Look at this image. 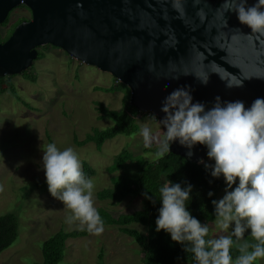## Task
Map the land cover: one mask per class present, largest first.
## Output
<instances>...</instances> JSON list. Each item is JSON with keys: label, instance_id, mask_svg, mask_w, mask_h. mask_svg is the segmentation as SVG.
Returning <instances> with one entry per match:
<instances>
[{"label": "water", "instance_id": "1", "mask_svg": "<svg viewBox=\"0 0 264 264\" xmlns=\"http://www.w3.org/2000/svg\"><path fill=\"white\" fill-rule=\"evenodd\" d=\"M174 3L0 0V26L20 6L32 14L0 43V78L23 75L38 60L39 49L51 46L111 74L130 89L132 107L159 119L165 116V97L181 87L208 108L217 96L246 106L264 97V35L239 23L231 0H180L179 8ZM239 81L243 87H226ZM170 150L194 163L208 158L202 145L190 158L179 142Z\"/></svg>", "mask_w": 264, "mask_h": 264}, {"label": "rangeland", "instance_id": "2", "mask_svg": "<svg viewBox=\"0 0 264 264\" xmlns=\"http://www.w3.org/2000/svg\"><path fill=\"white\" fill-rule=\"evenodd\" d=\"M23 18H30L29 10L23 6L13 10L8 24L0 26L1 36L5 37L14 23ZM39 51L44 58L32 67L36 83L25 80L22 75L13 76L19 98H0V216L14 214L19 220L18 240L1 254L0 264H42V245L46 240L60 230L87 229L79 220L71 226L66 224L70 210L48 191L42 164L43 150L48 143H56L61 150L72 147L82 166L87 163L92 167L94 206L104 207L118 217L141 210L143 200L129 197L119 205L100 202L97 193L111 186L106 168L124 149L134 156L142 155L150 146L152 151L158 150L166 131L159 123L163 119L157 120L152 113H146L139 117L140 132L134 136L107 141L101 152L94 144L78 146L75 137L81 142L93 129L103 130L112 125L111 121L100 119L96 103L119 111L123 108L125 93L97 91L96 88L115 85V78L74 60L60 49L47 46ZM145 127L151 130V143L147 146L141 134ZM145 159L156 161L158 158L149 153ZM213 162L207 158L204 164ZM129 170L134 172V167ZM226 188L218 193L216 200L223 197ZM208 227L209 239L231 235V230H221L216 222ZM135 228L144 232L142 226ZM141 257L140 248L130 237L117 228H105L99 236L89 233L84 238L69 239L60 264H141ZM254 264H264V259Z\"/></svg>", "mask_w": 264, "mask_h": 264}, {"label": "clouds", "instance_id": "3", "mask_svg": "<svg viewBox=\"0 0 264 264\" xmlns=\"http://www.w3.org/2000/svg\"><path fill=\"white\" fill-rule=\"evenodd\" d=\"M231 4L241 25L250 33L264 35V0L252 5L248 0H231ZM174 7H180V0H175ZM201 82L206 85L208 80ZM226 87H243V82H227ZM161 112L165 116L159 123L166 131L156 157L169 152L174 142L188 149L189 158L196 145L206 147L214 163L205 168L210 169L213 178L223 177L227 185L223 197L212 200L216 224L225 232L231 230V235L207 238L208 225L195 217L187 205L193 186L170 180L159 189L161 206L156 231H164L175 243L188 242L184 251L192 253L196 264H254L264 259V97L246 106L242 100L224 101L217 96L208 108L194 102L191 89L181 87L165 97ZM141 134L149 145L150 128H143ZM42 164L49 193L70 210L65 223L71 226L79 220L87 225L89 233L101 235L105 226L94 206L95 185L84 174L76 151L72 147L61 150L56 143H48ZM213 195L208 193L209 197ZM249 232L256 243H239L241 255L233 260V237L241 240Z\"/></svg>", "mask_w": 264, "mask_h": 264}, {"label": "trees", "instance_id": "4", "mask_svg": "<svg viewBox=\"0 0 264 264\" xmlns=\"http://www.w3.org/2000/svg\"><path fill=\"white\" fill-rule=\"evenodd\" d=\"M7 23L8 20L4 25ZM12 31L13 29H10L5 37L0 34V43L6 42ZM43 58L44 54L40 53L38 61ZM33 71L34 69H29L22 77L35 84L37 78ZM12 78L13 76L0 78V98L7 96L19 98ZM96 90L107 94L118 91L125 93L123 108L119 111L111 110L102 103H96L100 119L111 121L110 127L103 130L93 129L81 142L77 140V137L74 138V142L78 146L94 144L96 150L101 152L107 141L114 140L119 136L131 137L138 134L140 127L137 121L144 114L139 113L136 108L130 105L131 91L119 81L116 80V84L110 88H96ZM156 119L159 120L157 117ZM156 151H152L151 146L139 156H134L126 149L121 151L113 158L111 165L106 168V172L111 176V186L97 193L100 202H109L113 205H119L129 197L142 199V209L129 214H121L118 217H114L104 207L97 210L104 221L105 228H117L120 233L130 237L140 248L141 264H178L179 262L196 264L192 253L184 251V247L189 246L188 242L183 245L175 243L164 231H156L155 221L161 206L159 189L168 180L181 183L182 186L185 183L191 184L193 191L187 202L189 210L202 223L209 225L216 222L212 200H216L218 193L227 185L223 177L213 178L210 175V169H206L204 163L188 161L171 150L156 161L145 159L146 154H155ZM132 166L134 172L129 170ZM83 172L88 177L95 174V171L87 163H83ZM210 191L214 193L212 197L208 196ZM135 226H142L144 232L139 231ZM88 235L87 229L71 232L60 230L43 243L42 264H60L67 252V241L84 238ZM18 237V217L14 214L0 216V256L14 245ZM245 240L249 244L256 243L250 232L245 233L241 240L233 237L234 245L231 249L233 260L241 255L237 245Z\"/></svg>", "mask_w": 264, "mask_h": 264}, {"label": "flooded vegetation", "instance_id": "5", "mask_svg": "<svg viewBox=\"0 0 264 264\" xmlns=\"http://www.w3.org/2000/svg\"><path fill=\"white\" fill-rule=\"evenodd\" d=\"M23 7H25V6H23ZM19 8V7H18ZM26 8V7H25ZM17 9V8H16ZM27 9V8H26ZM28 10V9H27ZM30 12V11H29ZM11 15V14H10ZM9 18H10V16H9ZM9 18H8V22H9ZM32 20V14H31V12H30V18H23V19H21V20H19V21H17L16 23H14V25H13V31H12V33L10 34V36H9V38L11 37V35L13 34V32H14V30H15V28L18 26V25H20V24H22L23 22H29V21H31ZM8 24V23H7ZM1 26H5L4 24L3 25H1ZM9 32V31H8ZM7 32V33H8ZM8 38V39H9ZM39 54H40V51H39Z\"/></svg>", "mask_w": 264, "mask_h": 264}]
</instances>
